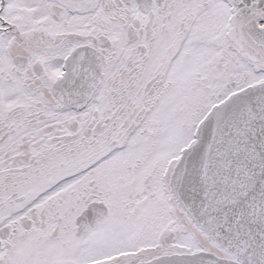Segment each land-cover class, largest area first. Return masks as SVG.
Returning <instances> with one entry per match:
<instances>
[{
    "label": "snow or ice",
    "instance_id": "snow-or-ice-1",
    "mask_svg": "<svg viewBox=\"0 0 264 264\" xmlns=\"http://www.w3.org/2000/svg\"><path fill=\"white\" fill-rule=\"evenodd\" d=\"M0 264H264V0H0Z\"/></svg>",
    "mask_w": 264,
    "mask_h": 264
}]
</instances>
